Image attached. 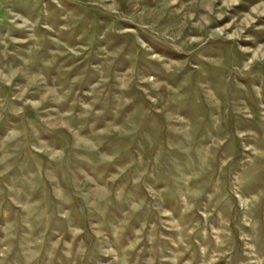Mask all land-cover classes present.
Segmentation results:
<instances>
[{
	"label": "rangeland",
	"instance_id": "rangeland-1",
	"mask_svg": "<svg viewBox=\"0 0 264 264\" xmlns=\"http://www.w3.org/2000/svg\"><path fill=\"white\" fill-rule=\"evenodd\" d=\"M0 264H264V0H0Z\"/></svg>",
	"mask_w": 264,
	"mask_h": 264
}]
</instances>
